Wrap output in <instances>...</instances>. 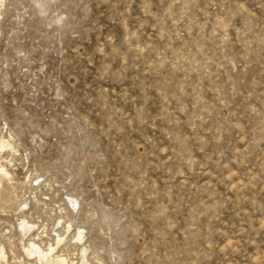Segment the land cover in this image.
I'll return each mask as SVG.
<instances>
[{
	"label": "rangeland",
	"instance_id": "obj_1",
	"mask_svg": "<svg viewBox=\"0 0 264 264\" xmlns=\"http://www.w3.org/2000/svg\"><path fill=\"white\" fill-rule=\"evenodd\" d=\"M0 264H264V0H0Z\"/></svg>",
	"mask_w": 264,
	"mask_h": 264
},
{
	"label": "bare ground",
	"instance_id": "obj_2",
	"mask_svg": "<svg viewBox=\"0 0 264 264\" xmlns=\"http://www.w3.org/2000/svg\"><path fill=\"white\" fill-rule=\"evenodd\" d=\"M0 170H2V169L0 168ZM56 264H65V261L63 259H59L58 263H56Z\"/></svg>",
	"mask_w": 264,
	"mask_h": 264
}]
</instances>
